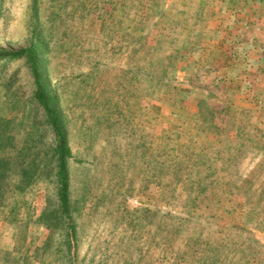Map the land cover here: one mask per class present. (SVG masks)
Wrapping results in <instances>:
<instances>
[{
    "label": "rangeland",
    "instance_id": "374dc122",
    "mask_svg": "<svg viewBox=\"0 0 264 264\" xmlns=\"http://www.w3.org/2000/svg\"><path fill=\"white\" fill-rule=\"evenodd\" d=\"M36 38L74 235L29 66L0 59V264H264V0H0V53Z\"/></svg>",
    "mask_w": 264,
    "mask_h": 264
},
{
    "label": "trees",
    "instance_id": "16d2710c",
    "mask_svg": "<svg viewBox=\"0 0 264 264\" xmlns=\"http://www.w3.org/2000/svg\"><path fill=\"white\" fill-rule=\"evenodd\" d=\"M42 50V43L38 38L32 41L31 44L23 49L16 52H2L0 53V59L6 58H24L29 66L31 75L34 82V93L33 98L42 109L44 116V123L51 130L54 137V146L52 149V159L55 163V176L58 183V209L57 218L63 220L68 229L67 237H73L74 226L71 221V211H70V198H69V176H68V160L72 158L71 150L68 146L67 134L64 128V121L61 114L57 108L58 99L52 94L46 81L44 79V74L42 71V64L39 59L40 52ZM3 140V136H2ZM40 162V161H39ZM34 166L32 170L30 167L24 168L26 170H21L19 173L22 177H28L32 175L38 169V165L33 161ZM9 164L7 158H1L0 161V180L3 178L5 173V168ZM21 165V162H18ZM31 171V174H30ZM3 182H0V186Z\"/></svg>",
    "mask_w": 264,
    "mask_h": 264
}]
</instances>
